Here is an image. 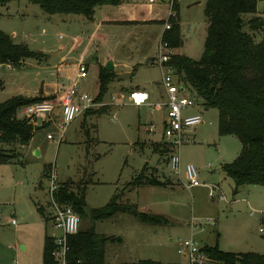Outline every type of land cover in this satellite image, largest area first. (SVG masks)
<instances>
[{"label":"rangeland","instance_id":"1","mask_svg":"<svg viewBox=\"0 0 264 264\" xmlns=\"http://www.w3.org/2000/svg\"><path fill=\"white\" fill-rule=\"evenodd\" d=\"M204 2L199 0L193 4L188 14L183 9V13L180 11V23L187 25L189 30L187 32L184 28L180 32L178 27L180 44L177 49L193 60H197L202 52L206 24L202 13ZM27 5L31 10L26 14L0 7V28L9 36L13 32L14 37L10 36L13 42L22 43L29 50L40 45H53V27L42 22L35 10L47 14L36 5ZM254 14L264 19V0L256 1L254 13L241 15L242 31L248 32L245 21ZM167 21L169 24L175 21L174 16ZM263 31L264 26L255 32L254 37L259 38ZM135 38L126 36L115 49V74L105 84L97 102L100 106H94L70 121L58 143L45 138L46 132L54 137V124L42 126L31 135L34 151L24 153L23 148L14 146L9 160L0 162V264L12 261L41 264L42 236L52 230L48 220L44 221L35 211L38 200L47 201V182L42 176L44 166L52 168L57 185L67 184L73 193H76L78 183L83 184L85 210L102 206L114 191H119L117 202L134 203L137 211L167 214L166 225L145 224L126 212L92 222L82 218L78 228L91 226L96 233L118 239L105 243V264H121L141 258L157 264H184L185 259L176 253V242L189 237L199 247L215 245L226 252L264 254V186L244 184L232 194V182L229 178L222 179L224 175L219 174V165L231 161L240 144L233 135L217 134L216 110L204 108L200 97L188 86V94L193 100L192 110L199 114L203 123L195 126L190 141L174 151L179 155V175L168 170L167 158L173 151H166L169 147L162 139L164 110L162 107L154 110L152 106H134L127 100L130 89H140L149 94L148 102L152 105L154 101H163L159 98L161 86L157 84L159 67L147 66L142 57L152 43L138 48ZM177 49L172 52H178ZM49 52L45 49L44 56L25 58L23 62L29 66L48 64L52 61ZM129 61L137 63L132 70L122 66ZM29 66L22 64L18 69L32 70ZM99 69L100 66L92 61V65L85 69L86 77L78 84L77 92L93 97ZM173 79L177 81L175 76ZM17 114L22 117V108ZM143 163L147 168L142 169V176L151 174L162 179L160 174H163L177 177L172 189L142 185L135 192L128 190L131 186L127 183L139 173ZM185 164L196 169L200 183L217 184L228 202L209 198L205 185L186 188ZM44 209L47 215L49 208ZM10 219L14 224H10ZM190 220L195 223L193 227Z\"/></svg>","mask_w":264,"mask_h":264},{"label":"trees","instance_id":"2","mask_svg":"<svg viewBox=\"0 0 264 264\" xmlns=\"http://www.w3.org/2000/svg\"><path fill=\"white\" fill-rule=\"evenodd\" d=\"M16 0H0V5ZM36 5L47 15L79 14L90 18L98 5H117L121 0H23ZM257 0H205L202 13L205 17V36L202 52L197 60L181 52H172L167 64L173 69L177 82L190 87L200 97L204 108L216 110V132L218 135H233L240 144L236 156L220 165L222 174L232 182V193L240 185L264 186V36L255 38V32L264 26V19L252 15L245 21L248 32L241 30V15L254 13ZM174 8V4H173ZM170 19V18H169ZM168 19V20H169ZM262 34V33H261ZM160 38L171 49L180 44L178 24L171 21ZM38 52L29 50L24 44L14 43L10 36L0 30V64L19 68L25 58L36 57ZM112 73L100 67L93 102H99L106 82ZM43 100L41 97L26 98L14 95L0 102V162L11 157L14 146H23L31 137L32 125L17 112L24 105ZM88 110V109H87ZM85 110V111H87ZM84 111V112H85ZM166 151H171L170 146ZM49 166H44L42 176L46 178ZM138 174L127 183L150 185L162 184L151 174ZM75 192L67 184H58L54 197L67 204L78 215L79 222L86 217L90 222L126 212L149 225L165 224L160 215L137 211L134 205L117 202L119 194H113L99 207L85 210L84 186L78 183ZM36 212L43 217L40 207ZM79 225V224H78ZM117 238L96 233L90 227L78 228L66 237L67 264H105L104 245ZM52 239L48 234L42 238L41 264H51L49 255ZM208 264H264V254L253 252H226L214 246H202ZM128 264H157L148 259H138Z\"/></svg>","mask_w":264,"mask_h":264},{"label":"crops","instance_id":"3","mask_svg":"<svg viewBox=\"0 0 264 264\" xmlns=\"http://www.w3.org/2000/svg\"><path fill=\"white\" fill-rule=\"evenodd\" d=\"M198 2L199 0H195V1L181 0L174 3V8H173L174 20L177 22L180 32L184 28L186 29L187 32L189 30L187 25L183 26L180 23L179 20L180 11L183 9L185 14H188L189 11L192 9L193 4H197ZM4 6L0 5L1 9L4 8L5 11L14 10V12L17 9V11H19L21 14H26L27 10H31L29 9L27 3L19 2V0L7 2L6 4H4ZM168 9H169V5L167 0H155L150 3H145L142 2L141 0H121L117 5L103 4V5L95 6L93 8L90 18H85L82 15L71 14V13L51 14L45 16L42 15L39 11L35 10V14L39 17V19L42 22L49 24L48 26L50 27H53V31H54L53 35L55 36V40L53 45L51 46L40 45L37 49L33 51L38 52L36 57H42L44 56L43 51H45V49H48V51H50L49 53H51L52 55V61H50V63L48 64L35 63V65L32 66H29L28 64L24 63L23 60L21 61V65L25 64L26 66L32 68V70L13 68L9 64H5V63L0 64V102L14 95H20L26 98L41 97L43 98V100H49V99L56 100L57 95L69 85L70 80L74 77L76 73V65L78 63H82L84 65V68L86 69L89 65H92V61H94L96 66L104 67L107 71L111 72L113 75V73L115 72V67L117 66V62H115L116 60L113 57L115 53L114 51L117 48V46H119L128 35H132L136 37L135 38L136 47L138 48H140L146 43L147 45L152 43V45H150L146 49L147 51H144L142 53V57L145 60L144 64H146L147 66L155 65L153 63L147 64L146 62L148 60L154 59L155 57L156 45L161 34L164 31L163 24L164 21L167 19ZM181 13L183 12L181 11ZM186 19L188 20L187 17ZM0 30L8 35V33L2 28H0ZM56 31L58 34H56ZM10 36L14 37V33L11 32ZM57 39L63 40V42H60ZM42 42L43 40L41 41V43ZM177 51L180 52L178 49ZM135 63L136 62L129 61L127 62V64L124 63L121 64L122 66L127 67V69L131 68L130 70H132L133 65H135ZM85 77L86 74L84 77L78 79L75 88L76 92H77L78 84ZM157 84L160 85V82L157 81ZM131 90H139L145 92L147 98L145 100V104L142 105H146L148 107L152 105L151 102H148L149 94L146 91L140 89H130L129 91ZM159 98L163 99L162 102L165 101L163 90L160 92ZM153 103H158V102L154 101ZM94 106H100V103L93 102V106L90 108H93ZM162 109L164 110V108ZM58 110L59 107L55 105L53 109V114L51 115L52 122L57 120ZM154 110H156V108H154ZM83 113L84 112H82L81 114L83 115ZM182 113L192 114L195 113V111L192 110V106H191L183 109ZM163 121H164V112H163V118L161 120V132H162ZM52 122H48L47 120L44 119L35 120L32 123L31 135L34 130L42 126L51 125ZM194 134H195V129H194V133L191 136H194ZM20 148L21 149L23 148L24 153L27 152L29 153L31 151H34L35 145L32 142V138L30 137L27 143L23 146H20ZM141 168L143 169L147 168L146 164L143 163ZM219 170H220V165H219ZM220 172L221 171H219V174H221ZM160 175L162 176L161 177L162 179L157 178L158 177L157 176L155 177V180L158 182H162V184L150 185L147 183H138L135 186H131V188H129L128 190L131 191L134 190L135 192L136 188L142 185L145 186L149 185L154 187H167L172 189L175 182L174 180L177 179V177H171V176L166 177L163 174ZM225 178L227 177L225 176L222 177V179ZM211 185L219 189L217 184L212 183ZM237 188H236V192H237ZM116 193L119 194V191L117 192L114 191L111 195ZM214 198L216 197L214 196ZM211 199H213V197ZM224 199L225 200L224 201L222 200V202H228L225 196ZM45 202H46L45 200L43 202H39L38 200L35 203V208L40 207V211L43 217H46V211L44 209ZM129 204L134 205V207L137 210L136 204L131 202H129ZM140 212L156 214L164 217L166 219V223L160 225H166L168 223V217L166 216L167 214L165 212L162 211H153V212L140 211ZM38 216L41 218L39 214ZM42 219L44 220V218ZM190 221L192 222V220ZM194 225L195 223L192 222L191 226L193 227ZM141 259H146V258H141ZM128 263L130 262H126V263L121 262V264H128Z\"/></svg>","mask_w":264,"mask_h":264},{"label":"built area","instance_id":"4","mask_svg":"<svg viewBox=\"0 0 264 264\" xmlns=\"http://www.w3.org/2000/svg\"><path fill=\"white\" fill-rule=\"evenodd\" d=\"M145 3H150L155 0H141ZM181 0H167L169 9L167 19L164 21L163 30L169 28L168 19L174 16L173 4ZM264 36V31L262 32ZM172 49L159 38L156 45V55L154 59L148 60L147 64H155L160 70V86L163 90L165 101L151 105L153 108H164V121L162 124V139L170 146L172 153L168 155L167 167L168 170L178 175L179 173V155L174 152L178 147L185 142L190 141L191 135L194 133V128L202 123L200 116L196 113L183 114L182 110L193 106V100L188 94L186 88L173 79V69L167 64L169 55ZM85 76V68L82 63L76 65V73L70 80L69 85L64 88L58 95L56 100H39L28 103L22 107V117L27 119L28 123H32L37 119H44L52 122L51 115L53 114L54 106H58V116L54 124L55 132L53 134L47 132L45 138L58 143L62 138V133L65 126L72 121L77 115L93 106L92 97L84 92H76L75 88L78 79ZM146 93L139 90H131L127 93V100L135 106L145 104ZM183 175L186 181L185 187H194L205 185L208 188L207 194L209 198L216 197L219 200H225L222 192L213 185L200 183L197 179L196 169L191 164H185ZM46 195L47 201L44 207L49 208L46 218L50 224L51 232L48 234L52 239V249L50 250L51 264H67L65 254L67 251L66 237L74 234L78 229L79 217L67 204L59 203L54 197L57 189L56 178L49 168L46 176ZM216 192V193H215ZM10 224H14L13 219H10ZM261 231V228H258ZM176 252L185 259V264H208L205 253L200 250L190 237L178 240L176 242ZM10 264H16L12 261Z\"/></svg>","mask_w":264,"mask_h":264}]
</instances>
